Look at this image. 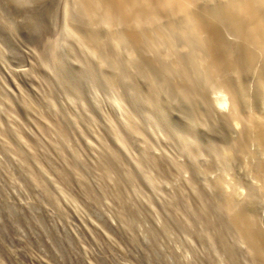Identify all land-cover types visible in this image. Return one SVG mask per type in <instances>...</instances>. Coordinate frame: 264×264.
I'll list each match as a JSON object with an SVG mask.
<instances>
[{
    "label": "bare ground",
    "instance_id": "1",
    "mask_svg": "<svg viewBox=\"0 0 264 264\" xmlns=\"http://www.w3.org/2000/svg\"><path fill=\"white\" fill-rule=\"evenodd\" d=\"M66 41L76 44L81 57L76 81L61 70ZM48 62L62 86L75 92L90 87L94 107L95 91L110 99L117 144L94 147L86 140V146L93 149L92 165L101 175L125 185L123 193L115 190L125 211L136 212L131 173L155 187L143 171L145 163L161 160L162 172L188 170L190 178L172 194L187 214L201 219L199 237L214 242L229 264H237L238 256L248 264H264V0H63L61 36L40 60ZM114 83L144 120L169 132L182 161L140 148L136 159L126 161L128 170L121 169V141L139 132L131 115L121 116L111 94L118 95ZM210 88L219 96L210 95ZM163 105L174 112L180 133H172ZM147 112L157 122L146 119ZM57 129L60 139L70 131L80 133L76 118L62 116ZM199 131L208 136L201 145L195 140ZM16 145L20 164L38 182L27 167L33 156ZM52 147L63 159L70 154L66 168L82 180L84 162L78 154L63 141Z\"/></svg>",
    "mask_w": 264,
    "mask_h": 264
},
{
    "label": "rangeland",
    "instance_id": "2",
    "mask_svg": "<svg viewBox=\"0 0 264 264\" xmlns=\"http://www.w3.org/2000/svg\"><path fill=\"white\" fill-rule=\"evenodd\" d=\"M62 1L0 0V264H229L214 242L199 237L201 219L187 214L172 194L190 178L188 170L168 167L162 172L161 160L145 163L143 171L154 189L131 173L133 213L121 207L115 194V190L124 192L123 182H109L92 165L95 153L86 140L94 147L100 143L115 147L112 137L118 123L103 91H95L94 107L90 87L75 92L62 86L52 75L51 63H40L61 36ZM62 49L67 55L60 63L62 73L76 81L82 64L77 46L66 41ZM113 86L118 95L111 94L120 104L121 116L131 115L139 132L121 141V169L128 170L126 161L136 159L140 148L182 161L184 156L169 132L144 120L123 88ZM214 90L209 89L210 95L218 97ZM161 107L172 133H180L174 112ZM62 116L78 119L80 133L70 131L60 139L56 131ZM147 117L157 122L151 112ZM195 133L201 145L207 135ZM62 141L84 162L82 180L66 168L70 154L63 159L53 149ZM16 143L33 156L35 163L29 161L27 167L38 182L20 164ZM238 258L237 264H248Z\"/></svg>",
    "mask_w": 264,
    "mask_h": 264
}]
</instances>
